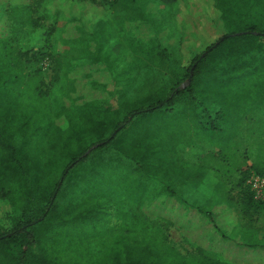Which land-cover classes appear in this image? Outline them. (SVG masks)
I'll list each match as a JSON object with an SVG mask.
<instances>
[{"label": "rangeland", "instance_id": "obj_1", "mask_svg": "<svg viewBox=\"0 0 264 264\" xmlns=\"http://www.w3.org/2000/svg\"><path fill=\"white\" fill-rule=\"evenodd\" d=\"M129 12L150 19L141 29H124ZM219 17L205 0L171 5L161 0H0L3 46L31 89L49 97L52 115L78 114V138L69 142L78 154L103 131L85 104L99 101L114 109L119 98H126V114L138 112L103 148V160L94 154L70 170L56 213L29 228L28 237L35 251L45 253L46 264H209L198 259L210 253L202 245L216 253L224 247L228 251L242 227L264 238V205L257 202L258 210L251 205L249 199L255 200L247 184L264 176L253 168L259 164L264 174V109L244 121V131L250 127V132L241 142L236 128L242 114L230 111V129L223 131L220 146H212L228 118L226 104L242 96L225 89L216 79L218 66L208 61L199 67V85L189 105L140 113L144 98L149 105L161 99L157 87L167 90L178 80L181 87L187 84L182 65L223 35ZM131 34L148 44L159 42L161 63L125 68L114 62L122 54L118 50L132 56L128 44L114 48ZM134 91L144 93L140 103L131 99ZM61 116L62 123L66 115ZM67 148L55 152L52 179L62 176L71 154ZM224 150L237 152L230 163L222 159ZM192 166L202 171L193 173ZM9 212V205L0 203V223ZM3 245L0 264L23 263L19 251H5ZM246 261L264 264L263 251L248 253Z\"/></svg>", "mask_w": 264, "mask_h": 264}, {"label": "trees", "instance_id": "obj_2", "mask_svg": "<svg viewBox=\"0 0 264 264\" xmlns=\"http://www.w3.org/2000/svg\"><path fill=\"white\" fill-rule=\"evenodd\" d=\"M179 1L161 0L166 5ZM205 1L213 3L216 13L220 16L224 33L204 50L197 51L188 65H182L186 79H190L192 75L191 83L182 88V82L178 80L170 89L163 90L162 87H157L161 99L150 105L149 100L141 96L144 93L134 91L131 99L137 98L139 103L142 98L147 101L140 113L187 106L188 98L194 97L196 87L199 85V67L208 61L215 63L218 66L216 79L224 82L225 89L229 87L234 93H238L237 96H242L235 102L226 104L225 112L228 118L223 122V130L220 129L218 136L214 138L215 145H212L220 146L223 131L229 130L231 126L230 111L236 108L242 114L236 128L240 138L238 141L241 142L244 135L250 132V127L244 131L242 127L244 121L252 120L256 113L264 109V0ZM117 45L123 44L114 45L118 50ZM133 48L132 44L128 46V51L132 53L131 57L126 50H118L122 54L118 55L114 62L120 61L121 67L125 68L149 65L155 67L161 63L160 54L164 49L159 42L137 46L136 50ZM9 50L0 40V203H6L10 207L5 222L0 223V242H3L5 251H19L22 264H46L45 253L35 251V245H32V240L28 237L29 228L45 221L50 214L56 213L58 206L56 203L61 199L60 188L64 185L70 170L86 162L94 154V158L103 160L107 152L104 150L105 146L132 122V118L138 115V112L126 114V98H119L114 109H106L105 103L99 101L85 104L83 108L86 110L89 108L91 110L88 112L96 114L95 120L98 121V125L103 126V131L90 148L78 154L77 147L69 145V142L78 138V114L62 112L52 115L49 97L41 89H31V84L26 83L27 75L22 72L21 67L16 66ZM61 115H66V121L62 123L58 121ZM198 122H201L200 117ZM108 130H111L112 134L107 136ZM65 144L71 154L62 176L52 179L49 173L58 162L55 152L59 147L61 149L65 147ZM95 146L96 148L89 154L88 151ZM97 149L100 150L96 151ZM223 154V161L230 163L229 160L231 161V157L236 156L237 152L224 150ZM213 156L219 157L215 154ZM253 168L256 173L264 175L259 164L256 163ZM190 171L198 174L202 170L192 166ZM169 178L170 176L164 177ZM160 188L164 191V185ZM249 200L251 205H257V210L260 208L256 201L251 198ZM40 245L38 244L39 247ZM203 253L205 252L199 254L201 257L198 259L208 261L209 264H229L218 261L210 253L208 257ZM26 254H29V257ZM132 264L147 263L144 261Z\"/></svg>", "mask_w": 264, "mask_h": 264}, {"label": "crops", "instance_id": "obj_3", "mask_svg": "<svg viewBox=\"0 0 264 264\" xmlns=\"http://www.w3.org/2000/svg\"><path fill=\"white\" fill-rule=\"evenodd\" d=\"M124 17L123 18V27L128 28L129 30L131 28H139L141 29V27L145 24L146 19H150L149 18V14H144V13H124ZM128 30V31H129ZM138 37L135 35H130V40L127 41L125 38L121 41H119V43L121 44H132L134 46V50L138 49L137 46H144L147 43V41H140L137 39ZM120 40V38L118 39ZM115 43H118L117 41ZM155 43V41H153V44ZM84 54L78 56V61H80L79 59L82 57V59ZM263 236L260 235L259 232L257 231H248L246 229V227H242L238 230V235L234 238L233 242H230L231 247L228 249V251L226 250V247H224L225 250L220 251L217 253L212 250V248L209 246H204L202 245L203 249L210 251V255L213 256L216 259H224V256L227 257V259L229 260H224V262L229 263V264H246L248 263L247 260V256L248 253H252V252H257V251H263L264 254V242H263ZM225 242H227L226 240H224ZM222 242V241H221ZM208 243H199V244H209ZM220 243V241H219ZM224 256H221V255ZM221 258H220V257Z\"/></svg>", "mask_w": 264, "mask_h": 264}, {"label": "built area", "instance_id": "obj_4", "mask_svg": "<svg viewBox=\"0 0 264 264\" xmlns=\"http://www.w3.org/2000/svg\"><path fill=\"white\" fill-rule=\"evenodd\" d=\"M247 184L251 189L254 200L261 205H264V178L254 176Z\"/></svg>", "mask_w": 264, "mask_h": 264}, {"label": "water", "instance_id": "obj_5", "mask_svg": "<svg viewBox=\"0 0 264 264\" xmlns=\"http://www.w3.org/2000/svg\"><path fill=\"white\" fill-rule=\"evenodd\" d=\"M191 79H192V75H191L190 79L188 80L187 84H186L185 86H182V88L187 87V86L191 83ZM95 148H96V147H95ZM92 150H93V149H92Z\"/></svg>", "mask_w": 264, "mask_h": 264}]
</instances>
